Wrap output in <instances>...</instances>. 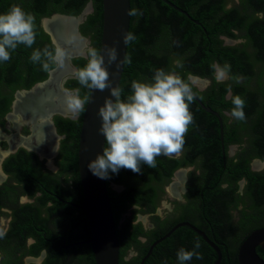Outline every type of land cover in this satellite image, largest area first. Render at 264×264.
Instances as JSON below:
<instances>
[{"label": "trees", "instance_id": "trees-1", "mask_svg": "<svg viewBox=\"0 0 264 264\" xmlns=\"http://www.w3.org/2000/svg\"><path fill=\"white\" fill-rule=\"evenodd\" d=\"M89 1L92 12L85 16L78 29L83 36L89 37L91 47L99 51L102 0H0V13L6 12L13 4L32 13L36 32L31 48L19 45L11 53L10 60L0 62V83L11 88L29 87L45 80L48 72L42 69L40 63L34 64L30 60L35 49L47 47L55 51L49 34L41 26V19L53 13L78 15ZM170 1L188 15L162 0H130L131 10L135 9L141 14L130 15L129 32L136 36V40L127 44L125 57H130L131 63L124 62L118 87L121 99L131 94L133 81L150 82L157 69L175 71L184 79L188 78V73L207 77L214 76L211 65L215 61L221 66L229 64L230 75L240 79L239 83L236 79H229V82L234 88L233 96L240 95L246 101V119L239 121L232 117L228 122L229 117L221 113L223 108L230 112L233 108L232 101L223 98L224 90L230 84L224 89L220 84L218 88L212 86L209 92L214 93L215 97L209 100L191 83L200 101L217 110L220 118L205 110L195 99L190 104L194 122L185 136L184 154L181 157L159 156L155 169L142 164L140 173L129 169H120L118 174L109 173L110 178L105 180L117 228L118 264H139L146 252L145 245L185 218L202 229L217 244L223 256L229 255L230 264H237L236 254L240 243L250 231L264 226V169L252 171L248 164L252 157L264 161V18L258 16V13L264 14V0H238L236 4L234 0ZM227 3H231L230 8L225 7ZM223 34L234 39L242 37L246 41L240 47L225 46L220 39ZM248 46L252 48L250 52L247 51ZM177 61L182 67H177ZM72 62L79 69L87 63V59L74 57ZM54 66L50 62L51 69ZM213 84H216L215 80ZM68 85L78 88L81 99L88 97L89 89L81 86L77 78L69 81ZM1 98L5 99L0 92ZM6 100L4 107L10 98ZM56 123L59 132L66 134L57 162L59 169L56 173H35L33 180L27 182L32 188L31 194L41 187V195L35 197L32 203H14L10 227L0 237V251L3 252L0 264H22L23 255L36 256L42 249H45L46 255L40 264H95L90 244L82 241L89 237L84 211L68 203H82L77 168L81 118L74 121L57 117ZM243 139L247 146L237 155V160L231 157L227 161L223 149L229 143L242 142ZM229 163L239 170H228ZM189 164H194L198 172L192 171L188 181L192 207L186 205L182 210L186 211L175 218L162 219L154 215L163 186L170 181L173 171ZM241 176L247 181L243 193L238 192L237 184ZM40 182L42 184L38 185ZM43 183L50 191L45 190ZM112 183L122 188L115 190ZM48 201L51 203L46 205ZM239 205H242L240 217L235 222L232 210ZM127 211L131 214L119 223L121 214ZM137 212L151 213L154 228L145 230L140 221H135ZM28 236L35 241L26 247ZM140 236H145L148 241L141 243ZM197 240L201 245L197 251L203 258L196 259L194 256L185 264H213L217 257L215 250L189 226L178 227L155 245V259L151 262L179 264L178 250L184 248L191 251ZM76 242L80 243L74 244ZM69 244L71 246L67 247ZM131 247L139 250L140 255L126 260ZM257 252L264 259V251L257 248ZM228 259L224 257L220 264H228Z\"/></svg>", "mask_w": 264, "mask_h": 264}, {"label": "clouds", "instance_id": "clouds-1", "mask_svg": "<svg viewBox=\"0 0 264 264\" xmlns=\"http://www.w3.org/2000/svg\"><path fill=\"white\" fill-rule=\"evenodd\" d=\"M137 10H130L129 15H139ZM258 16L264 18V14ZM35 16L26 12L21 6L13 4L3 13H0V62L11 59V53L19 45L31 48L35 43ZM136 40V36L128 32L124 36L125 44ZM87 63L75 71V77L81 86L88 89L104 91L110 88L111 96L115 99L106 100L99 109L102 125L99 129L104 136L105 146L102 154L97 153L87 167L93 175L100 179H108L109 173L118 174L120 169H129L134 173L142 171L141 165L156 168L157 157H172L179 155L185 144V136L194 122L190 111V104L194 102L196 94L193 92L192 76L187 79L175 71L157 69L150 82L133 81L131 94L121 99V90L112 88L109 83V71L105 66L104 56L95 48L87 50ZM65 52L56 47L55 51L45 47L35 49L30 60L40 63L45 72L51 71L52 64L63 65ZM108 64L117 62V51L111 47L107 53ZM124 62L131 63L130 57ZM177 67H182L179 61ZM214 70V79L223 83L229 79H240L230 75L231 66L227 63L211 65ZM230 92V89H229ZM233 108L231 116L239 121L246 119L244 108L246 101L240 95L231 97ZM88 97L75 98L69 101L70 109L82 113ZM4 235L0 232V237ZM199 240L194 242V248L189 251L180 248L177 252L179 264H185L196 259H202L197 249Z\"/></svg>", "mask_w": 264, "mask_h": 264}, {"label": "water", "instance_id": "water-1", "mask_svg": "<svg viewBox=\"0 0 264 264\" xmlns=\"http://www.w3.org/2000/svg\"><path fill=\"white\" fill-rule=\"evenodd\" d=\"M162 1L188 15L186 11L176 6L170 0ZM87 6H92L91 1L86 4L78 15L53 13L52 15L41 19V26L43 30L49 34L54 47L56 48L60 45L61 49L65 50V61L70 68L69 73L76 70L71 64V59L77 56L86 57L88 49L86 48L82 53H79L78 51H81L80 48L72 50L68 47L69 44L65 43L63 40L62 42H59L60 39H58V37L61 39L65 38L68 36L64 35L65 32H67V34H71V36L75 39H85V36L79 32L78 26L84 20L83 14H85ZM130 10V0H102V27L99 52L105 58V66L109 71V83L112 88L119 87L123 72L127 48V44L124 42V36L129 32ZM56 18V22L60 23L61 28L55 26L56 28H54V30H52V27L49 29V27L45 25V22L47 20L55 22ZM69 19L74 22L70 25L66 24V26L63 21H68ZM195 22L197 23L198 21L195 20ZM49 24L51 25V23ZM111 47L116 48L119 67L116 66V63L108 64L107 53ZM57 67H59V65L55 64L51 71L48 72L47 78L36 85L48 81L50 79L51 72ZM65 78L66 76H63V79L60 81H63ZM36 85H34L31 89H33ZM110 99H115L111 96L110 88H107L102 92L96 89H89L88 102L84 106L81 118L77 148V168L82 192V203L77 205L68 202L69 204L84 211L89 228V237L83 243L90 244L95 264H118L119 261L117 228L111 208L106 180L93 175L87 167L88 163L96 158L97 153L102 154L103 146H105L104 136L99 131L102 125V118L99 115V109L104 106L106 100ZM195 99L205 110L213 112L219 117L217 112L211 110L210 107L205 106L197 96ZM55 112L57 111H53L50 115H53ZM220 131L222 135L223 129L221 124ZM111 185L118 191L122 188V186L114 183ZM180 226H189L196 233H198L217 254L216 260L213 264L220 263L222 254L217 244L209 239L201 229L188 221H181L174 224L167 232L154 240L143 260L151 253L156 244L170 236V234ZM78 243L80 242H76L74 244ZM68 246L70 245H67V247ZM257 248L264 251V226L252 230L240 243L236 254L237 264H264V259L257 252ZM143 260L140 264H143Z\"/></svg>", "mask_w": 264, "mask_h": 264}, {"label": "flooded vegetation", "instance_id": "flooded-vegetation-1", "mask_svg": "<svg viewBox=\"0 0 264 264\" xmlns=\"http://www.w3.org/2000/svg\"><path fill=\"white\" fill-rule=\"evenodd\" d=\"M234 1H235L234 2L235 4L238 3V0H234ZM225 7L230 8L231 3H227ZM236 32L237 31L235 30V33ZM220 39H222V45H225V46L239 45V47H240L241 44L246 41L245 38L241 37V38H237L240 40V43L234 44V43H232V40H235V39L231 38L225 34L220 35ZM85 48H87V47H85ZM251 50H252V48L248 46L247 51L250 52ZM77 57H80V56H77ZM84 58L87 59L88 58L87 55ZM214 63H216V62L214 61ZM71 64L76 70L78 69L77 66H75L73 64L72 59H71ZM75 71L66 75V78L62 81L61 86H60V89L62 91H64L65 93H67L68 95H70L71 98H73V99H75L77 97L80 98L78 88L77 87H70L68 85L69 81L76 79L75 74H74ZM189 75L192 76V81H191L192 85L196 88L197 91H200L201 93L206 95L209 100L212 99L213 97H215L214 93L209 92V90L212 86L214 88H218V85L220 84V86L221 85L223 86V87L221 86V88L224 89V86H226L227 84H230V87L226 88L224 90L223 98L225 100H229V99L231 100V97L234 94L233 93L234 88H232V85L229 82V80H226L223 83H217L215 81L216 84H213V80H215L214 76L204 77V76H201L197 73H188L187 77ZM42 81H44V80H42ZM42 81H39V82H42ZM39 82H36L29 87L16 86L13 88L4 87V83H0V92L3 93V95L5 97V99H2V98L0 99L1 100V102H0V107H1L0 108V222H1V220L6 221V223L3 225L4 226L3 231H2L3 233L7 232V230L10 227V223L13 219V209L15 207L14 203H17V204L32 203V202H34L35 197H38L41 195V190H40L41 187L36 189L37 191H35L33 194H31L32 188L28 186L27 182H30L33 180V178L35 177V173H37L39 175H43L46 173H56L59 169V165L57 164V162H59V160H60V157H59L60 150L62 148V142H63V139L66 137V134L59 132V127L56 123V118L61 117L62 119H69V120L75 121V120H79L80 118H82V115H83V113H82V115L80 113L77 115L73 111L66 113V114L64 112L57 111L53 115H49L47 121H48L50 128L53 131V134L56 136V141L52 145L53 147H51L49 152H47L45 150L42 153L40 151V149L39 148L37 149L36 146H34V145H27L25 143H21L20 138H27L28 136H30V134L32 132V125H31V123H28V122H22L20 114L16 115L15 111L19 108V106L16 105L17 96L19 94L22 95L25 92H31L37 86H35L33 89H31V88ZM229 89H230V92H229ZM255 92L258 95V92L257 91H255ZM7 97L10 98V101L4 107V103H5V101H7L6 100ZM206 103H209V102L207 101ZM207 107H210V105H207ZM213 109L211 108V110H213ZM213 111L218 113V111L215 109ZM62 113H64V114H62ZM221 113L224 116L229 117L228 122L232 118V116L230 114L231 112L229 111V109L223 108V109H221ZM219 116H221V115L219 114ZM14 118H15L16 122H22L20 124L18 130L13 125L14 124V121H13ZM36 121L38 122L37 119H36ZM222 129H223V127H222ZM13 134H15L17 136V139H18L17 143H14L10 140L11 139L10 136ZM222 136H223V133H222ZM69 146H70V144H69ZM244 146H247L245 139H243L242 142L229 143L227 145V147L223 149V152L226 153L225 159L228 161V159H230L232 157L233 160H237L236 157L239 153H241ZM46 152H47V154H46ZM51 152H53V153L51 154ZM183 154H184V152L182 150V152L179 155H174L172 157H181ZM248 164H249L250 170H252V171H262L264 169V161L259 159V158H255V157L250 158ZM228 170L235 171V170H239V169H237V168L234 169L232 167V165L229 163ZM192 171H195V172L197 171L196 166L194 164L182 165V166L177 167L173 171V174L170 177V181L166 185L163 186V194H162L160 201L164 198V196H166V193H168L167 191H169V190H167V188L169 187V185H170V191L176 196V198L174 200H172L173 201V203H172L173 210L176 211L175 217H177L178 214L180 215L181 212L186 211V210L182 211V210H184L186 205L192 207V205L189 203L192 201L191 196H190L191 189H190V187L188 188V183H189L188 181H190V179H191V174L193 173ZM196 173H198V172H196ZM176 178H177V180H176ZM180 178H181V181L179 180ZM240 182H242V184H243L242 190L240 189ZM41 184H42V182H40L38 185H41ZM173 184H174V186H172ZM237 184H238V192L243 193L244 189L246 187V184H247L245 177H243V176L239 177L237 179ZM176 185H177V187H176ZM42 186L45 188V190L50 191L46 188V185L44 183ZM172 187H173V189H172ZM50 203L51 202L48 201L46 203V205H49ZM154 215H155V213H154ZM135 221H138V220L136 219ZM181 221H189V219L185 218L184 220H181ZM181 221H179V222H181ZM151 223H152V227L151 226L146 227L143 224L142 225H143L145 230H149V229L154 228L153 222H151ZM176 223H178V222H176ZM196 227H198V226H196ZM260 227H263V226H260ZM257 228H259V227H257ZM59 237H63V236L59 235ZM86 240L87 239H84L82 241L84 242ZM34 241H35V239L32 236H28L26 239V247H28ZM147 241H148V239L145 236H140V242L141 243H145ZM152 242H149L148 245H145L146 252L142 255L141 260L139 261V264L141 263L144 256L146 255V253H147L150 245L152 244ZM85 244H87V243H85ZM224 248L225 247H223V249ZM153 249H154V247H153ZM153 249H152L151 253L143 260V264H155V263L151 262L152 260L155 259V257H154L155 255H153L154 254ZM130 250L132 253L131 257L140 255L139 250H136L132 247L129 249V251ZM226 251H227V249H226ZM45 255H46L45 249H42L40 251V253L36 256L26 253L25 255H23L22 260L26 258L27 261H29V260H36L39 258L40 262H42ZM131 257L127 258V256H125V259L126 260L131 259ZM224 257L229 258L228 259L229 262H227V263L230 264L231 259H230L228 254L225 256L222 255L220 263H222ZM233 257H234V255H233ZM1 260H2V258L0 257V261ZM236 261H237V259H236Z\"/></svg>", "mask_w": 264, "mask_h": 264}, {"label": "bare ground", "instance_id": "bare-ground-1", "mask_svg": "<svg viewBox=\"0 0 264 264\" xmlns=\"http://www.w3.org/2000/svg\"><path fill=\"white\" fill-rule=\"evenodd\" d=\"M56 20L57 18L55 19V22H52V20H47L45 22V25L49 27V29L52 27V30H54V28L56 27L61 28L60 23L56 22ZM69 20L63 21L64 24L70 25L72 22H74L71 19ZM49 23H51V25ZM64 35L68 36L63 39L58 37V39H60L59 42L63 40L65 43L69 44L68 47H70V49L77 50L78 48H80L81 51L79 50L78 52L82 53L84 49H86L85 47H88V40L80 38L75 39L73 38V36H71V34H67V32H65ZM59 48H61L60 45ZM63 51L65 52V50ZM69 72L70 68L68 67V64L66 63L64 57L63 65H59V67L55 68L51 72L50 79L48 81L36 85L37 87L31 92H25L24 94H19L17 96L16 105H18L19 108H16V115L20 114L22 122H28L32 125V132L30 136H28L27 138H20L21 143L34 145L37 149L39 148L42 153L45 150L49 152L51 147H53L52 145L56 141V136L53 134V131L50 128L47 119L50 113H52L53 111L64 112L65 114L72 112L69 107V101L73 98H71L70 95L60 89V84L62 82L60 80L63 79V76L70 74ZM36 119L38 120V122L36 121ZM13 121L14 127L18 130L22 122H16L15 118ZM10 138L12 142H18L17 136L15 134L11 135ZM52 153L53 152H51V154ZM172 186H174V184Z\"/></svg>", "mask_w": 264, "mask_h": 264}, {"label": "rangeland", "instance_id": "rangeland-1", "mask_svg": "<svg viewBox=\"0 0 264 264\" xmlns=\"http://www.w3.org/2000/svg\"><path fill=\"white\" fill-rule=\"evenodd\" d=\"M91 12H92V6H90V7L87 6L85 14H83V18H85V16H87ZM85 39L88 40V47H87V49H88L89 47H91L90 39H89V37H86V36H85ZM232 43L238 44V43H240V40L239 39L232 40ZM176 180H177V178H176ZM179 180L181 181V178ZM176 187H177V185H176ZM242 187H243V184H242V182H240V189L241 190H242ZM167 190H169V191H167L168 193H166V196H164V198L161 201H159V203L157 204L156 210L154 212L155 215L159 216L162 219L163 218L164 219L165 218H167V219L174 218L176 216V211L173 210V206H172V203H173L172 200H174L176 198V196L170 191V185L167 188ZM241 208H242V205H239V207L237 209H233L232 210V215H233L232 219H233V221L237 222L239 220V217H240V212L239 211H240ZM130 214L131 213L129 211L122 213L121 216H120L119 223H121L123 221V219L128 217ZM150 215H151V213L141 214V213L137 212L135 214V219H137L138 221L142 222V224L144 226H146V227H150V226L152 227V223H151L152 221H151V216ZM5 223H6V221L1 220V222H0V232L3 231V227H4L3 225ZM131 255H132V253H131V250H130V251H128L126 256H127V258H130ZM2 256H3V252L0 251V257L2 258ZM39 263H41L39 258L36 259V260H29V261H27L26 258L22 260V264H39Z\"/></svg>", "mask_w": 264, "mask_h": 264}]
</instances>
